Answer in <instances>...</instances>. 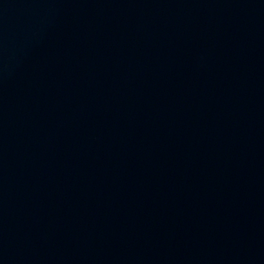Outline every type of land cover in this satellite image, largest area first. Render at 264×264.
<instances>
[{
  "label": "water",
  "instance_id": "1",
  "mask_svg": "<svg viewBox=\"0 0 264 264\" xmlns=\"http://www.w3.org/2000/svg\"><path fill=\"white\" fill-rule=\"evenodd\" d=\"M0 264H264V0H0Z\"/></svg>",
  "mask_w": 264,
  "mask_h": 264
}]
</instances>
